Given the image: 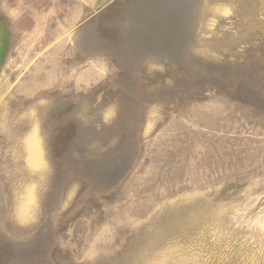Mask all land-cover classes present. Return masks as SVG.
Returning a JSON list of instances; mask_svg holds the SVG:
<instances>
[{
    "label": "rangeland",
    "instance_id": "374dc122",
    "mask_svg": "<svg viewBox=\"0 0 264 264\" xmlns=\"http://www.w3.org/2000/svg\"><path fill=\"white\" fill-rule=\"evenodd\" d=\"M0 264H264V0H0Z\"/></svg>",
    "mask_w": 264,
    "mask_h": 264
}]
</instances>
